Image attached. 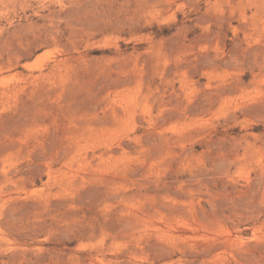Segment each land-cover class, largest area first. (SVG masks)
Segmentation results:
<instances>
[{"label":"rangeland","instance_id":"1","mask_svg":"<svg viewBox=\"0 0 264 264\" xmlns=\"http://www.w3.org/2000/svg\"><path fill=\"white\" fill-rule=\"evenodd\" d=\"M0 264H264V0H0Z\"/></svg>","mask_w":264,"mask_h":264}]
</instances>
